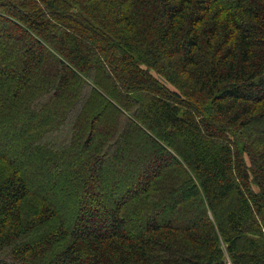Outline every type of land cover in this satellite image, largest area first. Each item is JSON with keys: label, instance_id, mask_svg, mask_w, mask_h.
<instances>
[{"label": "trees", "instance_id": "obj_1", "mask_svg": "<svg viewBox=\"0 0 264 264\" xmlns=\"http://www.w3.org/2000/svg\"><path fill=\"white\" fill-rule=\"evenodd\" d=\"M0 264H264V0H0Z\"/></svg>", "mask_w": 264, "mask_h": 264}, {"label": "rangeland", "instance_id": "obj_2", "mask_svg": "<svg viewBox=\"0 0 264 264\" xmlns=\"http://www.w3.org/2000/svg\"><path fill=\"white\" fill-rule=\"evenodd\" d=\"M159 78V77H158ZM159 80H161V82H163L164 84H166L167 86H169L164 80H162L161 78H159ZM170 87V86H169ZM115 124V123H114ZM117 128V127H116ZM11 132H13L12 130H11ZM97 190H93V189H91L90 190V192H96ZM101 201H102V198H101Z\"/></svg>", "mask_w": 264, "mask_h": 264}]
</instances>
